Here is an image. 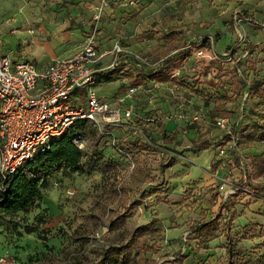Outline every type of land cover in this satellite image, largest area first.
I'll list each match as a JSON object with an SVG mask.
<instances>
[{
    "label": "rangeland",
    "instance_id": "obj_1",
    "mask_svg": "<svg viewBox=\"0 0 264 264\" xmlns=\"http://www.w3.org/2000/svg\"><path fill=\"white\" fill-rule=\"evenodd\" d=\"M98 13L100 53L119 44L133 56L122 59L116 82L97 87L100 97L115 98L122 84L131 86L126 74L137 77L138 69H157L188 49L177 58L181 68L171 70L169 81L146 79L133 86L134 119L142 122L112 129L122 148L130 147L126 142L142 127L177 133L178 141L168 155L151 148L136 153L133 162L115 151L109 137L96 156L90 133L77 136L74 142L84 153L79 168L50 174L29 212L18 214L7 229L0 225V264H75L71 255L88 264L94 250L124 244L134 230L154 220L160 222L163 240L149 256L160 263L174 260L181 250L188 264H225L227 223L238 247L264 256V200L248 194L244 185L237 194L251 169L249 156L263 154L264 142L239 145L228 138L234 125L240 132L264 127V105L246 94L233 72L240 62L249 82L264 78V0H0V55L39 62L74 55L92 34ZM112 61L106 56L103 64ZM195 142L206 149L193 153ZM168 156L176 158L175 166L164 171ZM108 167L116 168L118 182L133 188L131 201L143 192L156 193L131 210L124 230L109 233L104 227L96 234L87 216L94 213L107 222L108 211L117 207L107 193ZM141 174L149 175L143 185L136 183ZM256 182L264 183V177ZM228 201L235 206L223 212L217 239L188 243L190 226L215 218ZM25 225L37 231L27 235Z\"/></svg>",
    "mask_w": 264,
    "mask_h": 264
},
{
    "label": "trees",
    "instance_id": "obj_2",
    "mask_svg": "<svg viewBox=\"0 0 264 264\" xmlns=\"http://www.w3.org/2000/svg\"><path fill=\"white\" fill-rule=\"evenodd\" d=\"M166 59V61L157 69L150 71H142L138 69L140 74L137 77L126 74L130 78L131 86H140L146 79H158L163 82L169 81V73L171 70H178L181 68V61L177 58L185 56L188 49L181 53ZM172 66V67H171ZM242 64L239 62L234 67L233 72L238 77V82L241 87L246 90V94L252 99L258 101V105H264V78L255 77L249 82V76L240 72ZM118 68L104 74H100V83H111L113 78L118 76ZM122 84L119 88V93H122L127 88ZM123 124L120 128L126 127L131 122L141 123L142 119H134ZM146 119H144L145 121ZM140 126V125H138ZM113 129V128H112ZM86 131L90 133L94 141V155L99 154V145L107 136L100 135L99 132L86 120L78 121L70 130L60 139L51 143V145L38 153L36 157L28 161L25 166L8 181H0V225H4L7 229L15 218L20 213H28L31 207L42 198L43 183L52 173H57L66 170H76L79 168L84 153L79 148L74 139ZM135 136L126 144L130 147L122 148L120 139L112 131V143L115 141V151L120 154H125L127 158L134 162L136 153L144 152L151 148L155 151L161 152L163 155H168L167 152L172 151V145L178 141V135L174 132L161 129V132L154 133L151 129L140 128ZM157 134V135H156ZM233 137L239 145L250 143L253 141L264 142V127L258 126L256 128L245 127L242 132L237 126L231 128L229 139ZM117 139H119L117 144ZM204 147V143L195 142L192 147V152L197 153ZM169 160L164 162L162 170H167L175 166L176 158L172 156L166 157ZM250 172L245 173L244 178L240 182V187L247 186L249 188L248 194H251L255 199L264 200V183L256 182V179L264 177V153L260 155H250ZM103 157H100V160ZM237 164H239L237 162ZM116 168L108 167L106 173L112 171V179L107 183L108 191L112 201L117 203V207L108 211V220L103 222L99 216L91 213L87 216V222L96 234L101 233L104 227H107L109 233L122 231L128 226L130 212L133 208L139 207L143 204L146 197H150L156 192H143L139 199L130 200V192L133 188L129 185H124L117 180ZM136 183L143 185L149 179V175L144 177L143 174L136 176ZM244 187L237 189V194L242 193ZM236 194V195H237ZM235 196V195H234ZM235 206L232 201L224 202L220 208L217 216L201 223H196L190 226L187 235V242L198 241L200 244H208L217 239L220 232V220L223 218V212L231 211ZM160 222L154 220L148 225L140 226L131 233L127 238L128 241L124 244H110L107 249H102L95 252V259H87L88 264H188L187 256L178 251L174 260L164 261L150 257L155 250L158 241L163 240V233L158 227ZM19 224H16V226ZM25 234L30 235L37 231L36 227L25 225L23 228ZM226 239V263L225 264H264V256L253 257L246 253L242 248L238 247L237 241L231 234V224H226L224 230ZM88 241V240H87ZM264 246V244H263ZM71 258L75 264H81L73 255Z\"/></svg>",
    "mask_w": 264,
    "mask_h": 264
},
{
    "label": "built area",
    "instance_id": "obj_3",
    "mask_svg": "<svg viewBox=\"0 0 264 264\" xmlns=\"http://www.w3.org/2000/svg\"><path fill=\"white\" fill-rule=\"evenodd\" d=\"M101 18L100 13L95 16L94 30L78 52L48 65L0 55V181H8L78 121H88L112 142V128L135 116V87H127L113 99L97 93L100 74L118 68L122 59L133 58L119 44L100 53L97 26ZM106 56L113 60L108 66L103 64Z\"/></svg>",
    "mask_w": 264,
    "mask_h": 264
},
{
    "label": "crops",
    "instance_id": "obj_4",
    "mask_svg": "<svg viewBox=\"0 0 264 264\" xmlns=\"http://www.w3.org/2000/svg\"><path fill=\"white\" fill-rule=\"evenodd\" d=\"M16 58H19V57H16ZM55 59H53L52 61H54ZM30 61H33V62H35V63H37V64H40V65H48V64H50L52 61H50V62H39V61H35V60H30ZM112 83V82H111ZM101 84H103V83H100V85ZM120 88V87H119ZM119 94V89H118V91L116 92V95H118ZM105 98H109V97H105ZM112 98V97H111ZM136 101V100H135Z\"/></svg>",
    "mask_w": 264,
    "mask_h": 264
}]
</instances>
